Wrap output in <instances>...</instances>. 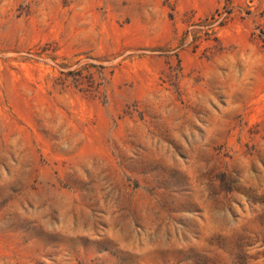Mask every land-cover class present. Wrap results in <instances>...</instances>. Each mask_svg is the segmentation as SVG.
<instances>
[{"label": "rangeland", "instance_id": "rangeland-1", "mask_svg": "<svg viewBox=\"0 0 264 264\" xmlns=\"http://www.w3.org/2000/svg\"><path fill=\"white\" fill-rule=\"evenodd\" d=\"M0 264H264V0H0Z\"/></svg>", "mask_w": 264, "mask_h": 264}]
</instances>
